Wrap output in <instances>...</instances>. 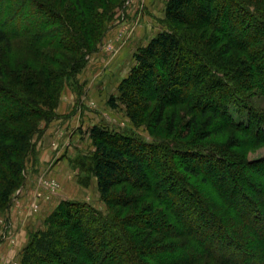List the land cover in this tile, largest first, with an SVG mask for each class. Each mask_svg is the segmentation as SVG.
I'll list each match as a JSON object with an SVG mask.
<instances>
[{
  "label": "trees",
  "instance_id": "trees-1",
  "mask_svg": "<svg viewBox=\"0 0 264 264\" xmlns=\"http://www.w3.org/2000/svg\"><path fill=\"white\" fill-rule=\"evenodd\" d=\"M15 1L0 0V45L19 57L8 68L0 63V210L24 179V158L37 130L25 124L51 119L59 79L75 75L83 58L60 73L47 68L55 64L47 53L78 55V47L90 48L83 37L91 40L92 33L86 20L81 34L64 18L26 26L30 0ZM74 5L81 13L84 6ZM49 9L57 19L59 11ZM165 19L172 28L135 52V65L118 86L131 116L143 109L141 101L154 99L158 125L167 105L182 103L193 120L207 119L195 134L198 141L231 129L249 145L264 142V114L240 96L245 90L264 95V0H168ZM61 24L62 34L53 28ZM232 102L241 105L239 113L246 111L245 122L231 116ZM174 119L173 110L167 135L175 132ZM190 134L186 123L173 137ZM89 136L100 198L117 211L109 215L66 200L48 228L29 240L20 264H264L258 249L264 246V158L239 162L237 150L245 147L238 138L215 149L138 136L114 141L96 125Z\"/></svg>",
  "mask_w": 264,
  "mask_h": 264
},
{
  "label": "rangeland",
  "instance_id": "rangeland-1",
  "mask_svg": "<svg viewBox=\"0 0 264 264\" xmlns=\"http://www.w3.org/2000/svg\"><path fill=\"white\" fill-rule=\"evenodd\" d=\"M167 1L168 0H153V2H148L147 0H124V2L119 3L120 0H79V2L77 1L79 6H84L81 13H79L74 5L77 4L75 0L29 1L30 9H28L29 11L24 19L26 26L37 25V20L46 21L51 19L60 21V19L64 18L75 27L79 34H81L83 29L79 24L82 22L81 20H86V28L92 33L91 40L84 39L83 37V41L87 42L90 48H86L85 50L84 47H78V55H70L65 51L47 53V57L50 58L49 60L55 63L48 64L47 68L60 73H63L66 71V68H69V61L75 58L78 59L82 55L83 58L74 65L78 69L75 75H73L74 73H71V76L63 75L59 79V87H56L57 90L55 89L57 98L55 99V102H53L55 107L52 110L51 119L45 120L33 118L30 119V121L34 120L33 122L28 121L25 124V126H28L31 129H34V127L36 129L37 127V130L32 135L30 147L24 158V174L26 171V174L30 176L35 174L39 175L38 173H40V171L32 170V165H34L37 156L34 136L43 130V127L46 126L48 122L58 116V113L56 112L57 106L60 101L66 99L70 100L68 103L69 106L67 107L68 112L66 115L64 113V116L68 119L69 117H72V115H75L76 112H79V116L82 119V124L79 125V128L80 134H82L80 139L81 142H83L82 145H80L82 149L87 151V155L79 156L77 162L83 167V182H86L87 180V182L90 183L91 160L89 161V159H91L94 153V144L90 136L86 137V133L89 134L90 128L95 125L104 129L114 141L119 140L121 136H138L144 141L154 143L164 140H174L172 141V144L178 142L195 144L198 142V144L204 146L221 149L219 148L220 144H225L236 137L238 138L237 144L239 143V145H244L245 147L242 150H237L238 155L236 158L239 162L243 159L256 160L264 158V142H256L253 145H249V143L245 142L248 141L251 143V141L231 129H226L223 134L213 135L205 140L198 141L195 134L200 128L205 127L204 124L207 119L196 115V119L193 120L191 113L182 103L167 105L163 111V122L155 125L154 116L155 110L158 107L157 100L151 99L148 101H141L143 109L138 110L133 117L131 116L129 109H127L125 104L120 100L118 86L120 82L129 75L131 68L135 65V59L133 57L135 52H137L139 48L145 46L157 33L169 31L170 28H172L165 19V7ZM19 2V0H16L14 5L16 6ZM104 2L106 3L105 5H103ZM51 7L59 11L57 19L53 18H56V16L49 9ZM63 27L64 26L61 24L53 28L60 31ZM180 28H183V26H180ZM62 33H64L63 30L61 34ZM81 43L83 44V42ZM67 44L73 47L74 43L71 41ZM15 49H17L16 43L14 45V50ZM79 50L81 51L79 52ZM18 58L19 57L16 54H7L3 46L0 45V63L3 67L8 68L9 64H16ZM14 72H17V69H14L11 73L13 74ZM30 73L33 72L30 71ZM8 76H10V74ZM142 93H144V91ZM240 96L245 100L243 102L245 105H250L255 108V110L264 114L263 94L245 90L241 91ZM110 99L113 104L110 103ZM46 106L41 105V107H39L46 111L48 108ZM239 106H241L239 103L232 102L229 105V112L235 120L245 122L247 119L246 111L239 113ZM173 110L175 113V132L173 135H167L171 112ZM191 120H193V122ZM83 121L86 122L84 123ZM186 123L190 124L191 134L185 137V139H176L175 141L173 136L181 132ZM82 125L85 127L83 128ZM51 142L50 144L52 146L58 144L57 141L55 144L54 140ZM171 148L172 145H170V150ZM225 149L230 151L227 148ZM27 165L31 167L26 169ZM178 173L181 174L184 179H189L193 183L196 182V178L179 170ZM24 179L22 183L14 189L11 195L13 201L11 202L10 199L7 206L0 210V241L4 243L6 242L9 244L10 241L7 242V239L12 237L13 233H16V230L18 229V227H12L13 222L17 223L19 227L21 223L24 222L23 220L27 222L29 240L35 235H40L48 228L55 212L66 206V200L80 202L88 201V203L98 211L109 215H112V213L117 211V208L108 207L101 200L96 186H93L92 188L91 184L87 187L89 191L88 196L65 195L64 193L59 192L58 186L55 185L56 183L52 180H40V184L36 181V185L39 188H34L31 186H24ZM260 183L264 184V181H260ZM33 184L35 185V182H33ZM26 194L32 196V198L35 197L37 201L34 202L30 199L29 202L26 200L22 202L23 204L21 203L22 205L20 207L26 206L27 214L23 217V215L21 216V213H15L14 215H16V219L13 220V213H11V211L14 208L16 209V207L20 208L18 207L21 202L20 197H24ZM25 203H27V205H24ZM41 203H45L51 207L52 211H39ZM130 211L131 210H129V212ZM10 232H12L11 236ZM242 236H244V234H242ZM24 248L16 253V257L13 258L12 261L7 259L8 256H5L4 258L2 257L1 259H3V263L1 262V264H20ZM258 249L263 251L264 246L259 244ZM206 262L209 261L195 262L193 264H206ZM209 264L215 263L209 262Z\"/></svg>",
  "mask_w": 264,
  "mask_h": 264
},
{
  "label": "crops",
  "instance_id": "crops-1",
  "mask_svg": "<svg viewBox=\"0 0 264 264\" xmlns=\"http://www.w3.org/2000/svg\"><path fill=\"white\" fill-rule=\"evenodd\" d=\"M147 1L153 2V0ZM69 100L70 99H66L59 102L56 109L58 116L52 121L48 122V124L43 127V130L34 136V141L37 148V156L34 165H32V170H38L40 173H38L39 175L35 174L30 176L26 174L25 171V179L23 184L26 187L31 186L34 188H39L36 185V181H38V184H40V180H52L56 183L54 184L58 186L60 193H64L65 195L88 196L89 191L87 187L89 184H91L92 188L93 186H96L97 189V180L91 172L90 183H88L87 180L86 182H83V167H81V165L77 162L79 156L87 155V151L81 147L83 141L81 142L80 139L82 134H80L79 125L82 124V119L79 116V112H76L75 115H72V117H69L68 119L64 116V113L66 115L68 112L67 107L69 106ZM83 122L85 123L86 121ZM82 127L84 128L85 126L82 125ZM86 137H89L88 133H86ZM53 140L55 141V144L56 141L58 142L56 146H52L50 144V142ZM30 167L31 166L27 165L26 169H29ZM33 182H35V185ZM52 195L55 196L54 194ZM30 199H32L34 202L37 201L35 197L32 198V196L28 194H26L24 197L21 196V202L19 203L18 207L23 204L22 202L25 200L29 202ZM12 201L13 198L11 197V202ZM85 202L88 203V201ZM24 205H27V203ZM41 210H46L47 212L52 211L51 207L45 203H41L39 211ZM12 211L11 213H13V220L16 219V215H14L15 213H21V216L23 215V217L27 214L26 206L20 208L16 207V209L14 208ZM23 221L24 222L21 223L22 226L20 225V227L17 225V223L13 222L12 227H18V229L16 230V233H13L12 237L7 239V242L10 241L9 244L0 241V264L1 262L3 263V259L1 258H4L5 256H8L7 259L12 261V259L16 257V253L22 250L28 243L29 235L27 231V222L25 220ZM12 232H10V236Z\"/></svg>",
  "mask_w": 264,
  "mask_h": 264
}]
</instances>
